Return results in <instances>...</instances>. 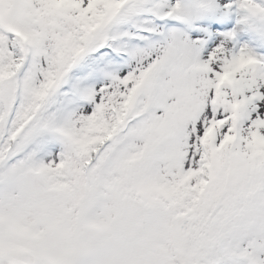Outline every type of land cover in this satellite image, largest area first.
<instances>
[{
    "label": "snow or ice",
    "instance_id": "snow-or-ice-1",
    "mask_svg": "<svg viewBox=\"0 0 264 264\" xmlns=\"http://www.w3.org/2000/svg\"><path fill=\"white\" fill-rule=\"evenodd\" d=\"M0 264H264V0H0Z\"/></svg>",
    "mask_w": 264,
    "mask_h": 264
}]
</instances>
